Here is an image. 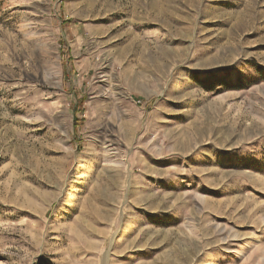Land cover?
Wrapping results in <instances>:
<instances>
[{"label":"rangeland","instance_id":"rangeland-1","mask_svg":"<svg viewBox=\"0 0 264 264\" xmlns=\"http://www.w3.org/2000/svg\"><path fill=\"white\" fill-rule=\"evenodd\" d=\"M0 264H264V0H0Z\"/></svg>","mask_w":264,"mask_h":264}]
</instances>
